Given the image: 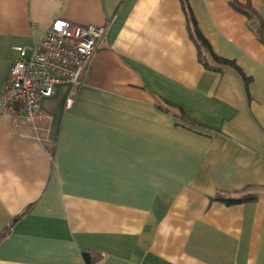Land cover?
<instances>
[{"label": "crops", "instance_id": "crops-1", "mask_svg": "<svg viewBox=\"0 0 264 264\" xmlns=\"http://www.w3.org/2000/svg\"><path fill=\"white\" fill-rule=\"evenodd\" d=\"M249 4L264 24V0ZM214 55L189 37L184 6ZM57 20L106 27L88 83L0 117V264H264V44L231 0H0V98ZM73 94V104L69 98Z\"/></svg>", "mask_w": 264, "mask_h": 264}, {"label": "built area", "instance_id": "built-area-1", "mask_svg": "<svg viewBox=\"0 0 264 264\" xmlns=\"http://www.w3.org/2000/svg\"><path fill=\"white\" fill-rule=\"evenodd\" d=\"M106 31L105 27L57 20L38 46L17 48L19 59L0 98V117L21 108L26 128L35 133L41 146L51 148L56 119L41 111L40 102L50 98L58 84L68 83L77 90L88 83L92 61ZM72 104L73 94L69 107Z\"/></svg>", "mask_w": 264, "mask_h": 264}, {"label": "trees", "instance_id": "trees-1", "mask_svg": "<svg viewBox=\"0 0 264 264\" xmlns=\"http://www.w3.org/2000/svg\"><path fill=\"white\" fill-rule=\"evenodd\" d=\"M231 5L237 11L245 14L249 18L250 28L253 30V32H255V34L259 37V39L264 44V24L259 14H257V12L249 4L241 5L238 3L237 0H231ZM184 9H185V15L188 21L189 37L193 41L194 45L196 46L198 50L199 59L201 63L204 64V57L208 55L211 59L215 60L216 62L222 65H229L235 68L236 70L240 71V69L235 65V63L226 61V60H221L220 58L214 55V52L210 44L201 34L192 12L189 11L186 5L184 6Z\"/></svg>", "mask_w": 264, "mask_h": 264}, {"label": "clouds", "instance_id": "clouds-1", "mask_svg": "<svg viewBox=\"0 0 264 264\" xmlns=\"http://www.w3.org/2000/svg\"><path fill=\"white\" fill-rule=\"evenodd\" d=\"M54 24V23H53ZM74 24V23H73ZM106 28V27H105Z\"/></svg>", "mask_w": 264, "mask_h": 264}]
</instances>
